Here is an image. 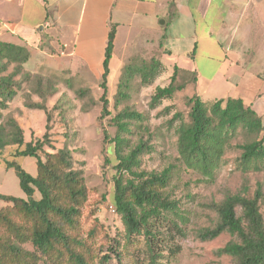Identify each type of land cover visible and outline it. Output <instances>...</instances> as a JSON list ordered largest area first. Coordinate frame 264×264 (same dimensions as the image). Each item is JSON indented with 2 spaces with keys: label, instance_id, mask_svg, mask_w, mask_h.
<instances>
[{
  "label": "trees",
  "instance_id": "obj_1",
  "mask_svg": "<svg viewBox=\"0 0 264 264\" xmlns=\"http://www.w3.org/2000/svg\"><path fill=\"white\" fill-rule=\"evenodd\" d=\"M116 32L117 25L112 24L101 83L104 89L101 118L111 114L107 93ZM30 57L26 46L0 39V163L15 169L27 195V198L0 195L8 203L0 207V264H110L112 256L122 264L120 247L141 241L147 252V264H160L175 256L181 251L179 239L187 236L191 220L190 211L170 192L175 166L142 169L141 155L147 148L146 142L140 140L131 146L124 135L131 132V124L143 122L145 116L123 109L113 117L118 130L115 137L105 130V140L114 142L116 174L112 203L124 225L122 243L111 237L95 210L86 212L91 190L69 145L54 149L52 144L50 122L54 105L50 108V100L60 91L59 83H68L67 78L72 77L65 72H32L26 67ZM161 62L152 58L147 65L137 56L131 57L122 69L118 99L128 96L123 87L129 85V79L137 73L143 80L154 78ZM11 66L13 70L6 73ZM190 75L195 82L194 72L175 65L170 84L157 87L151 105L156 107L183 90L186 85L183 79ZM55 76L60 82L53 80ZM24 83L29 86L26 88ZM19 91L27 108L46 113V132L42 137L32 136L26 141L24 128L10 108ZM34 96L39 100L35 101ZM188 102L190 121L183 120L180 112H175L171 119V123L181 120L176 130L177 151L187 170L200 174L204 182H213L226 154L237 150L236 168L244 174L264 171V136L260 137L264 123L251 105L236 97L208 103L198 94ZM28 156L37 158L36 176L22 166V159ZM36 190L40 199L34 197ZM248 192L249 185L244 183L236 192L227 191L221 201L205 203L217 219L196 230L195 237L211 241L229 233L232 239L217 250L219 256H230L235 264H264L263 185L258 183L252 196ZM133 259L138 262L136 257Z\"/></svg>",
  "mask_w": 264,
  "mask_h": 264
},
{
  "label": "crops",
  "instance_id": "obj_2",
  "mask_svg": "<svg viewBox=\"0 0 264 264\" xmlns=\"http://www.w3.org/2000/svg\"><path fill=\"white\" fill-rule=\"evenodd\" d=\"M112 24L117 32L109 77L115 63L120 77L137 48L156 39L163 53L186 59L185 66L175 65L195 73L196 94L204 101L242 98L264 123V68L257 66L264 65V0H0V39L30 50L26 67L32 72L101 79ZM169 30L175 34L167 36ZM10 108L26 141L30 131L44 135L46 113L27 108L22 91ZM30 111L44 127L29 123ZM22 166L37 175V158L25 157ZM0 195L27 198L15 169L3 163ZM34 197L41 198L38 190ZM7 204L0 198V207Z\"/></svg>",
  "mask_w": 264,
  "mask_h": 264
},
{
  "label": "rangeland",
  "instance_id": "obj_3",
  "mask_svg": "<svg viewBox=\"0 0 264 264\" xmlns=\"http://www.w3.org/2000/svg\"><path fill=\"white\" fill-rule=\"evenodd\" d=\"M164 22L166 19L160 21L161 24ZM174 32L169 30L167 36H173ZM166 47H171V40L168 41ZM163 52L162 45L156 39L149 45L145 44L137 48L131 57L137 56L147 65L151 63L152 58L162 62L154 78L143 80L142 76L137 73L129 79V85L123 87V91L128 93V96L121 100L117 97L121 78L116 69L117 64H114L113 75L108 80L107 93L108 109L111 114L103 118H101L103 103L100 100L104 91L101 87L102 78L97 81L67 78L68 83H59L60 91L50 102V108L54 105L50 122L53 147L59 149L65 143L69 145L76 166L84 170L91 190L86 212L95 210L96 217L105 225L111 237L124 243V225L112 203L116 174L114 142L105 140V130L111 134L112 138L115 137L118 130L113 117L123 109L129 108L142 113L145 120L135 121L130 126L131 132H125L124 135L130 139L131 146L136 145L140 140L146 142L147 148L141 155L142 169L151 171L175 166L170 192L173 197L181 199L182 205L190 211L191 218L186 228L187 236L179 239L181 251L171 258L162 260L160 264H235L232 257L217 254V250L232 239L229 233H223L211 241H201L195 237V231L213 224L217 219L216 213L209 210L205 203L212 200L221 201L227 191L236 192L244 183L249 185L248 193L251 196L255 193L258 183L263 185L264 190V171H251L244 174L236 168L235 158L239 155L237 150H230L226 154L225 162L217 170L215 181L210 183L201 180L202 177L197 172L184 167L179 161L177 151L176 130L181 120L178 119L171 123V119L175 112H180L183 120L190 121L191 106L188 100L196 95V89L193 75H190L183 79L186 82L183 90L176 91L171 98H165L156 107L151 105L157 87H166L170 84L173 66L175 64L185 66L186 63L184 57L178 58ZM257 66L264 68V65L263 67ZM12 70L13 66L6 73ZM53 80L60 82L58 76H55ZM23 86L27 88L29 84L24 83ZM210 101L206 99V102ZM29 113L28 118L31 125L39 129L45 126L41 116H38L36 112L30 111ZM30 133L33 136V132L30 131ZM262 136H264V131L260 137ZM45 148L51 150L49 147ZM261 212L264 216V198L261 201ZM120 249L122 264H147V252L143 241L133 242ZM133 257H136L138 262ZM109 263L120 264L118 258L114 256Z\"/></svg>",
  "mask_w": 264,
  "mask_h": 264
}]
</instances>
